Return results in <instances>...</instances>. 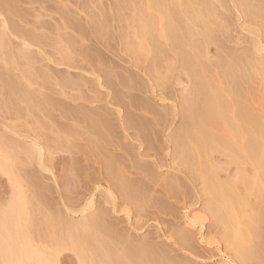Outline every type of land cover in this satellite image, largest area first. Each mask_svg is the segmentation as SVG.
Returning <instances> with one entry per match:
<instances>
[{"label":"rangeland","instance_id":"rangeland-1","mask_svg":"<svg viewBox=\"0 0 264 264\" xmlns=\"http://www.w3.org/2000/svg\"><path fill=\"white\" fill-rule=\"evenodd\" d=\"M197 1L0 0V264H19L12 253L27 236L52 264H84L73 237L88 229L85 219L93 216L97 242L83 244L88 247L105 240L107 253L123 242L168 264H229L221 237L199 222L187 224L203 211L201 199L195 200L205 197L195 171L185 165L180 171L173 155L187 132L189 99L196 90L178 53L192 57L215 84L243 74L249 59L260 60L262 71L264 0ZM170 19L178 20L180 46L160 33L159 23ZM262 76L242 85L264 123ZM231 154L212 153L221 177L236 175L231 177L239 163ZM167 192L174 196L169 199ZM259 229L263 257L264 229ZM43 246L55 252L49 255Z\"/></svg>","mask_w":264,"mask_h":264},{"label":"bare ground","instance_id":"bare-ground-1","mask_svg":"<svg viewBox=\"0 0 264 264\" xmlns=\"http://www.w3.org/2000/svg\"><path fill=\"white\" fill-rule=\"evenodd\" d=\"M122 1V0H121ZM151 1V0H150ZM177 1V0H176ZM190 1V0H189ZM197 1V0H196ZM162 2V1H161ZM195 2V1H194ZM198 2V1H197ZM125 3V2H124ZM150 3V2H149ZM163 3V2H162ZM204 3V2H203ZM211 3V2H210ZM248 3V2H247ZM138 4V3H137ZM201 4V3H200ZM144 5V3H143ZM168 5V4H167ZM166 5V6H167ZM203 5V4H202ZM240 5V3H239ZM251 5V4H250ZM151 6V5H150ZM159 6V5H158ZM170 6V5H169ZM209 6V5H208ZM187 7V6H186ZM195 7V6H194ZM164 8V7H163ZM168 8V7H166ZM211 8V7H210ZM212 9V8H211ZM214 9V8H213ZM165 10V9H164ZM206 10V9H205ZM210 10V9H209ZM248 10V9H247ZM161 11V10H160ZM159 11V12H160ZM213 11V10H212ZM180 12V11H179ZM198 12V11H197ZM188 13V12H187ZM208 13V12H207ZM253 13V12H252ZM178 16V14H177ZM180 16V15H179ZM200 16V15H199ZM210 16V15H209ZM196 17V16H195ZM141 18V17H140ZM146 18V17H145ZM148 18V17H147ZM152 18V17H151ZM169 18V17H168ZM174 18V17H173ZM205 18V17H204ZM177 19V18H176ZM143 20V19H142ZM140 20V22L142 21ZM145 20V19H144ZM149 20V19H148ZM171 20V19H170ZM194 20V18H193ZM198 20V18H197ZM208 20V19H207ZM178 21V20H177ZM176 22L174 21H165L160 22L161 26V34L169 39L174 46L179 44L180 38L176 26ZM144 22V21H143ZM209 22V21H208ZM186 23V22H185ZM189 23V22H188ZM194 23V22H193ZM212 23V22H211ZM138 24V23H137ZM147 23H145L146 25ZM150 24V23H148ZM139 25V24H138ZM204 25V24H203ZM148 26V25H146ZM134 27V26H133ZM136 27V26H135ZM134 27V29H135ZM143 27V26H142ZM141 27V28H142ZM185 27V26H184ZM192 27V26H191ZM183 28V27H182ZM193 28V27H192ZM206 28V27H205ZM189 29V28H188ZM213 29V28H212ZM137 30V29H136ZM152 30V29H151ZM154 30V29H153ZM185 30V29H184ZM211 31V30H210ZM136 33V32H135ZM189 33V32H188ZM204 33V32H203ZM140 34V33H139ZM193 34V33H192ZM197 34V33H196ZM149 35V34H148ZM184 35V34H183ZM207 35V34H206ZM194 36V35H193ZM143 37V36H142ZM190 37V36H189ZM196 37V36H195ZM144 38V37H143ZM154 38V37H153ZM152 38V39H153ZM182 38V36H181ZM184 38V36H183ZM205 38V37H203ZM208 38V36H207ZM196 39V38H195ZM145 40V39H144ZM156 40V39H154ZM189 40V39H187ZM205 40V39H204ZM210 40V39H209ZM152 41V40H151ZM211 41V40H210ZM155 42V41H154ZM158 42V41H157ZM160 42V41H159ZM184 42V41H183ZM207 42V40H206ZM188 43V41H187ZM150 44V43H149ZM160 44V43H159ZM162 44V43H161ZM167 44V43H166ZM170 44V43H169ZM190 44V43H189ZM206 44V43H205ZM186 45V44H185ZM194 45V44H193ZM184 46V45H182ZM201 45H198L200 47ZM255 46V45H254ZM253 46V48H254ZM187 47V46H186ZM189 47V46H188ZM197 47V46H196ZM257 47V46H256ZM164 49V48H163ZM171 49V48H170ZM183 49V48H181ZM260 49V48H259ZM172 50V49H171ZM184 50V49H183ZM261 50V49H260ZM153 51V50H152ZM162 51V50H161ZM182 51V50H181ZM188 51V50H187ZM199 51V50H197ZM252 51V50H251ZM258 51V50H257ZM185 52V50H184ZM256 52V51H255ZM189 53V52H188ZM156 54V53H155ZM245 54V53H244ZM176 55V54H175ZM178 55L182 58L183 62L186 63V67L193 74L195 77L196 83V90L195 93H192L191 98L189 99L188 104V112H187V132L177 141V145L175 148V155L177 161L180 162L178 165L182 166L187 169H193V171H197L196 173H192L195 175V178H199L200 182V189L199 191L202 192V198H200L201 194L197 195L195 201H199L201 199L202 207H200L201 213L194 215V217L188 220L187 224L194 227L193 225L196 222L200 223V228L204 227L208 232L211 230V235L214 234L215 236L221 237L224 241V245L222 244L223 241L220 243L225 247L226 252V262L229 264H263L264 259L262 257V250L259 246L257 240L259 236V231L264 229L263 225V218H264V198L262 197V193L264 195V123L260 118L257 116V112L255 113V105L256 102L252 103L251 100L249 101L250 96H248V89L242 85V81H246L247 79L261 77L264 75V62L260 63V66L263 67L261 71V67L257 64V61L248 60L244 64L245 67L242 68L245 71L243 74L238 75L237 72L235 78L230 82H222V84H215L212 81L205 77L204 70L201 71L200 69H196L192 60V57H186L182 53H178ZM190 55V54H189ZM248 55V54H247ZM176 57V56H175ZM240 57H242L240 55ZM252 57V56H251ZM196 58V57H194ZM247 59V56L245 57ZM256 58V57H255ZM172 59V58H171ZM179 59V58H178ZM197 59V58H196ZM230 59V58H229ZM239 59V58H237ZM253 59V58H252ZM154 60V59H153ZM199 60V59H198ZM262 60V59H261ZM240 61V60H239ZM260 61V60H259ZM258 61V63H259ZM264 61V60H262ZM220 62V61H219ZM224 62V61H223ZM229 62V61H228ZM182 63V62H181ZM201 63V62H200ZM225 63V62H224ZM227 63V62H226ZM238 63V62H236ZM236 63L234 67H236ZM197 64V63H196ZM203 64V63H202ZM199 65V64H198ZM214 65V64H213ZM223 65V64H221ZM202 66V65H201ZM218 66V64H217ZM231 66V65H230ZM241 64L239 65V67ZM94 67V66H93ZM180 67V66H179ZM198 67V66H197ZM222 67V66H221ZM102 68V67H101ZM183 68V67H182ZM202 68V67H201ZM215 68V67H214ZM220 68V67H219ZM224 68V67H223ZM222 68V69H223ZM229 68V67H228ZM240 69V68H239ZM99 70V69H98ZM231 70V69H230ZM234 70V68H233ZM236 70V69H235ZM241 70V69H240ZM95 71V70H94ZM207 71V69H206ZM220 72H224L223 70ZM234 72V71H233ZM261 72V75H258ZM263 72V73H262ZM202 73V74H201ZM219 73V72H218ZM225 73V72H224ZM239 73V72H238ZM214 74V73H213ZM212 74V75H213ZM226 74V73H225ZM231 74V73H230ZM235 74V73H234ZM99 75V73H98ZM140 75V74H139ZM221 75V74H220ZM224 75V74H223ZM233 75V74H232ZM231 75V76H232ZM164 76V75H163ZM190 77V76H189ZM234 77V76H232ZM264 78V76H262ZM191 78V77H190ZM220 78V77H219ZM227 78V76H226ZM229 78V77H228ZM261 78L263 81L264 79ZM215 79V78H214ZM221 80V79H220ZM166 81V80H165ZM168 81V80H167ZM218 81V80H217ZM222 81V80H221ZM162 82V80H161ZM255 82V81H254ZM108 83V82H107ZM221 83V82H220ZM248 82L244 83L247 84ZM102 84V83H101ZM100 84V85H101ZM255 84V83H254ZM131 85V84H130ZM103 86V85H102ZM106 86V85H105ZM133 86V85H131ZM194 86V87H195ZM250 86V85H249ZM264 86V85H262ZM137 87V86H136ZM102 88V87H101ZM104 88V87H103ZM249 88V87H247ZM251 94V93H250ZM249 94V95H250ZM188 96V95H187ZM254 94H252V99ZM186 97V96H185ZM189 97V96H188ZM252 104H250V103ZM187 103V102H186ZM184 104V102H183ZM250 104V105H249ZM252 106V107H251ZM183 107V106H182ZM153 109V108H152ZM152 113V112H151ZM158 113V112H157ZM154 114V113H153ZM259 115V114H258ZM157 116V115H156ZM156 118V117H155ZM263 118V117H262ZM122 119V118H121ZM183 119V118H182ZM157 120V119H156ZM102 121V120H101ZM105 121V120H104ZM145 121V120H144ZM183 121V120H182ZM185 121V120H184ZM91 122V121H90ZM108 122V121H107ZM142 122V121H141ZM92 123V122H91ZM106 123V122H105ZM140 123V122H139ZM101 125V124H100ZM104 125V124H103ZM151 125V124H150ZM158 125V123H157ZM102 126V125H101ZM109 126V125H108ZM149 126V124H148ZM160 126V125H159ZM93 127V126H92ZM97 127V126H96ZM147 127V126H145ZM156 127V126H155ZM144 128V127H143ZM108 129V128H107ZM105 130V129H104ZM152 130V129H151ZM186 130V129H185ZM158 131V130H156ZM182 131V130H180ZM184 132V131H183ZM157 134V133H156ZM155 134V135H156ZM178 136V135H177ZM156 138V137H155ZM178 138V137H177ZM175 137V139L177 140ZM99 139V138H98ZM86 140V139H85ZM97 140V139H96ZM99 142V141H98ZM140 142V141H139ZM104 143V142H103ZM175 143V142H174ZM107 145V144H106ZM95 146V145H94ZM94 148V147H93ZM96 148V147H95ZM99 148V147H98ZM172 148V147H171ZM223 151L233 152L235 154V158L237 163H239V168H237L236 173H232L228 171V173H232L234 178L225 176H219V165L216 164L217 161L213 160L212 153L217 152L218 154ZM140 153V152H139ZM225 153V152H224ZM224 153L222 155H224ZM226 154V153H225ZM233 154V155H234ZM114 155V154H113ZM227 155V154H226ZM230 156V154H228ZM227 155V156H228ZM231 154V158L232 156ZM214 156V155H213ZM225 156V155H224ZM97 157V156H96ZM215 157V156H214ZM233 157V158H234ZM216 158V157H215ZM174 159V158H173ZM227 159V158H226ZM103 160V159H102ZM142 160V159H141ZM228 160V161H230ZM134 161V160H133ZM155 161V160H154ZM234 161V159H233ZM140 162V161H139ZM153 162V161H152ZM175 162V161H174ZM137 163V162H136ZM142 163V162H141ZM227 163V162H226ZM102 164V163H101ZM115 164V163H114ZM118 165V164H117ZM143 165V164H142ZM176 165V164H175ZM120 166V165H119ZM238 166V165H237ZM246 166V167H245ZM248 166V167H247ZM101 167V166H100ZM115 167V166H114ZM134 167V166H133ZM136 167V166H135ZM176 167V166H175ZM183 167V166H182ZM179 169L183 171L185 168ZM221 167V166H220ZM144 168V167H143ZM222 168V167H221ZM231 168V167H230ZM124 169V167H123ZM223 169V168H222ZM122 170V169H121ZM141 170V169H140ZM112 171V170H111ZM143 171V170H141ZM146 171V170H145ZM144 171V172H145ZM152 171V170H149ZM223 171V170H222ZM220 170V172H222ZM236 171V170H235ZM102 172V171H101ZM107 172V171H106ZM122 172V171H121ZM143 172V173H144ZM185 172V171H184ZM182 173H191L185 172ZM136 173V172H135ZM224 173V172H223ZM227 174V172H225ZM103 174V173H102ZM122 174V173H120ZM125 174V173H124ZM140 174V173H139ZM176 174V173H175ZM178 174V173H177ZM186 174V175H187ZM118 175V174H117ZM191 175V176H192ZM222 175V174H221ZM225 175V174H224ZM110 176V175H109ZM190 177V181L194 178ZM141 177V176H140ZM177 177V176H176ZM181 177V176H180ZM194 177V176H193ZM116 178V177H115ZM196 178V180H197ZM174 179V178H173ZM124 180V179H123ZM176 180V179H175ZM181 180V179H180ZM183 180V179H182ZM195 179L193 181H196ZM178 181V180H177ZM189 182L194 183V182ZM127 182V181H126ZM131 182V181H130ZM175 182V181H174ZM173 182V183H174ZM183 182V181H182ZM119 183V181H118ZM129 184V183H128ZM171 186V183H169ZM184 184V183H183ZM257 184V186H256ZM165 185V184H164ZM180 185V184H179ZM260 185V186H259ZM170 186L165 187L169 191L168 188ZM191 186V185H190ZM235 186V188H234ZM259 186V187H258ZM185 187H187L185 185ZM189 187V186H188ZM260 189L261 192L257 191V188ZM140 188V187H138ZM163 188V187H162ZM181 188V187H180ZM151 189V188H150ZM172 190V188H169ZM194 189H198L197 186ZM238 189V190H236ZM139 190V189H137ZM152 190V189H151ZM187 190V189H186ZM128 191V190H127ZM134 191V190H133ZM143 191V189H142ZM141 191V192H142ZM153 191V190H152ZM157 191V190H156ZM175 191V190H174ZM177 191V190H176ZM195 191V190H194ZM164 192V191H163ZM199 192V193H201ZM20 193H22L20 191ZM137 193V192H136ZM168 193V192H167ZM169 193L172 195L173 192ZM169 193L167 194L169 199ZM184 194V192H182ZM261 195H260V194ZM24 194V192H23ZM22 194V195H23ZM133 194V193H132ZM140 194V193H139ZM178 194V193H177ZM182 194V195H183ZM26 195V194H25ZM122 195V194H121ZM131 195V193H130ZM134 195V194H133ZM142 195V194H141ZM166 195V194H165ZM181 195V200L184 199L185 195ZM196 195V194H195ZM205 195V196H204ZM261 197H260V196ZM176 196V194H175ZM26 197V196H25ZM132 197V196H131ZM164 198L165 197L163 194ZM178 197V196H177ZM183 197V198H182ZM195 197V196H194ZM260 197V198H259ZM23 198V196L21 197ZM113 198V197H112ZM139 198V197H138ZM25 199V198H23ZM131 199V198H130ZM154 199V198H153ZM157 199V198H156ZM189 199V198H187ZM28 200V199H27ZM140 200V199H139ZM145 200V199H144ZM149 200V199H148ZM155 200V199H154ZM176 200V198H175ZM158 201V200H156ZM183 201V200H182ZM203 201V202H202ZM27 202V201H26ZM25 202V203H26ZM149 203V202H148ZM153 203V202H152ZM157 204V203H155ZM159 204V203H158ZM165 204V203H164ZM170 204V203H169ZM185 204V203H184ZM187 204V201H186ZM24 205V203H23ZM154 205V204H153ZM25 206V205H24ZM187 206V205H186ZM166 207V206H165ZM163 207V208H165ZM155 208V207H154ZM251 209V210H248ZM24 209V208H23ZM164 210V209H163ZM166 210V209H165ZM27 211V210H26ZM153 211V210H152ZM159 211V210H158ZM162 211V210H161ZM250 211V212H249ZM252 211V212H251ZM167 212V211H166ZM161 213V212H160ZM27 214V213H26ZM26 214L24 216H26ZM163 214V213H162ZM209 215V219L207 215ZM94 215V214H93ZM66 216V215H65ZM187 216V215H186ZM207 217L206 223H203L205 218ZM102 217V216H101ZM189 217V216H188ZM191 217V216H190ZM27 218V217H26ZM49 218V217H48ZM62 218V217H61ZM99 218V217H98ZM262 222H260V219ZM22 219V218H21ZM20 219V220H21ZM101 219V218H100ZM25 220V219H24ZM84 220V219H83ZM104 220V219H103ZM46 221V220H45ZM18 220V224H19ZM22 222V221H21ZM24 222V221H23ZM22 222V224H24ZM65 222V221H64ZM69 222V221H68ZM258 222L259 225L256 226L255 223ZM66 223V222H65ZM76 224V223H75ZM99 224V223H98ZM54 225V224H53ZM66 225V224H65ZM69 225V224H68ZM84 225L87 230L83 233H79L81 235H77L73 237V245L75 252L79 255V257H83L84 264H168L165 263L160 259L153 258L152 255L149 256L147 252L141 250H136L131 246H127L125 243L120 246L115 251H107L105 252V246L107 243L105 240L99 241L95 244L93 248L91 246H86L83 244L95 243L96 239L93 237L95 234V229L97 225L96 218L89 217L85 219ZM25 226V225H24ZM22 226V227H24ZM56 226V225H55ZM105 226V225H104ZM180 226V225H179ZM184 226V225H183ZM259 226V227H258ZM17 227V226H16ZM19 227V226H18ZM50 227V226H49ZM73 227V226H72ZM20 228V227H19ZM26 228V227H25ZM53 228V227H52ZM84 228V227H83ZM208 228V229H207ZM60 229V228H59ZM62 229V228H61ZM64 229V227H63ZM76 229V228H75ZM74 229V230H75ZM99 229V228H98ZM102 229V228H101ZM182 229V228H180ZM185 229V228H184ZM71 230V229H70ZM198 230L199 226H198ZM18 231V229H17ZM21 233L25 234L22 230ZM25 231V230H24ZM69 231V229H68ZM188 231V230H186ZM214 233H213V232ZM263 231V230H262ZM19 232V231H18ZM181 232V231H180ZM198 232V231H197ZM20 233V232H19ZM30 235V232H28ZM59 233V231H58ZM72 233V231H71ZM112 233V232H111ZM185 233V232H184ZM188 233V232H187ZM201 233V232H200ZM264 233V232H263ZM22 234V235H23ZM114 234V233H113ZM199 234V233H198ZM217 234V235H216ZM220 234V236H219ZM258 234V235H257ZM262 234V233H261ZM20 235V234H18ZM214 235L212 237H214ZM27 236V235H26ZM32 236V235H31ZM108 236V235H107ZM118 236V235H117ZM188 236V235H187ZM200 236V234H199ZM201 235L200 237H202ZM258 236V237H257ZM28 237V238H27ZM23 241L21 239L20 243L22 245H18L19 247H14L13 256L17 257L22 264H52L51 259L48 256L40 257L37 253V250L34 249L32 239L27 236ZM34 237V236H33ZM93 237V239H92ZM119 237V236H118ZM175 237V236H174ZM190 237V236H189ZM20 238V237H19ZM22 238V237H21ZM61 238V237H60ZM111 238V237H110ZM172 238V237H171ZM187 238V237H186ZM217 238V237H216ZM257 238V239H256ZM103 238H101L102 240ZM108 239V237H107ZM125 239V238H124ZM175 239V238H174ZM215 239V237H214ZM261 239V238H260ZM41 240V239H40ZM113 240V239H112ZM176 240V239H175ZM185 240V239H184ZM211 240V239H210ZM219 240V239H218ZM264 240V239H263ZM122 241V240H121ZM186 241V240H185ZM212 241V240H211ZM217 241V240H216ZM36 242V241H35ZM40 242V241H39ZM47 243V241H45ZM97 242V241H96ZM111 242V241H109ZM117 242V241H116ZM176 242V241H175ZM260 242V241H259ZM264 242V241H263ZM37 243V242H36ZM129 243V242H128ZM131 243V242H130ZM140 243V242H139ZM187 243V242H186ZM18 244V242H17ZM47 246V244L43 243ZM133 244V243H132ZM141 244V243H140ZM14 245V243H13ZM72 245V246H73ZM144 245V244H143ZM183 245V244H182ZM190 245V244H189ZM218 245V243H217ZM261 245V244H260ZM8 246V245H7ZM16 246V245H14ZM38 246V245H37ZM41 246V245H40ZM71 246V245H70ZM138 246V245H137ZM146 246H148L146 244ZM116 247V246H115ZM145 247V246H144ZM183 247V246H182ZM185 247V246H184ZM39 248V247H38ZM43 248H47L44 247ZM42 248V249H43ZM49 248V247H48ZM47 248V250H49ZM87 248L89 249V254H87ZM110 248V245H109ZM186 248V247H185ZM263 248V247H262ZM151 249V248H150ZM220 249V248H219ZM221 249L222 251H224ZM51 250V249H50ZM49 250V251H50ZM60 250V249H59ZM87 250V251H86ZM108 250V249H107ZM148 250V249H147ZM6 251V250H5ZM41 251V250H40ZM47 251V252H49ZM37 252V253H36ZM51 252V251H50ZM55 252V251H54ZM54 252L48 253L49 255L53 254ZM46 253V252H45ZM155 253V252H154ZM224 253V252H223ZM42 254V253H41ZM40 254V255H41ZM150 254V253H149ZM264 254V253H263ZM44 255V254H42ZM163 255V254H162ZM168 255V254H167ZM166 256V255H165ZM53 257V255H52ZM225 258V257H224ZM16 259V258H15ZM13 260V259H12ZM16 260V261H17ZM57 260V259H56ZM81 260V261H82ZM52 261V262H51ZM172 261V260H171ZM223 261V260H222ZM174 262V261H173ZM224 262V261H223ZM182 263V262H181ZM188 264V263H186Z\"/></svg>","mask_w":264,"mask_h":264}]
</instances>
